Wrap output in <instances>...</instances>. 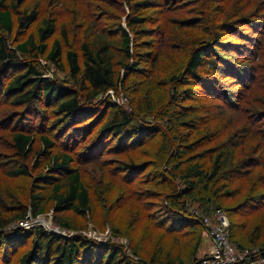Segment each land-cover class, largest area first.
Returning <instances> with one entry per match:
<instances>
[{
  "label": "trees",
  "instance_id": "obj_1",
  "mask_svg": "<svg viewBox=\"0 0 264 264\" xmlns=\"http://www.w3.org/2000/svg\"><path fill=\"white\" fill-rule=\"evenodd\" d=\"M82 1L86 0H71L77 8L67 10L66 14L76 16L81 5V8L84 7L87 10L86 19H91L92 22L94 14L89 13L91 5ZM100 1L109 5L107 0ZM118 1L119 3L112 4V6L115 7L114 10L119 15L102 11V8L96 5L95 8L99 11L96 15L100 17L96 16L97 19L93 24L97 25V20L103 18L120 21L118 17L127 16L126 28L120 22L115 25L117 33L121 36L116 49L118 52L115 53L112 42L104 40L107 36L105 30L97 40L83 41L78 51L70 49L63 52L61 40L55 38L52 44H49L50 38L57 30L58 17L50 19L41 17L38 8L20 12L19 8L25 3V0H0V89L2 92L21 107L35 109L41 106L46 109L53 107L56 115L60 116V121H65L67 124L68 122L77 123L83 119L93 120L100 108H103L100 124L101 134L105 135L104 133L107 132L106 134H112L115 137L122 135L123 140H131L133 136L145 135L146 129H154L152 125L137 129L133 124L132 115L109 99H103L98 105L99 107L93 111H88L86 108V105H89L91 101L96 100L109 90L118 91L120 87L125 88V81L130 77L144 78L142 64L151 58H147L149 54L140 52L137 47L134 49L131 47L132 44L135 46L131 34L135 39L143 35L141 34L144 29L142 26L150 20L146 11L152 7V2L145 0ZM261 2L259 14L254 7L250 4L245 5L243 2L236 4H225L222 0H159L157 2L156 8L159 12H168L171 20L180 25L178 26L179 31L180 28L183 30L191 28L197 32L205 30L208 34L206 40L194 44L186 66L169 80L172 83V88L167 94L172 102H178L176 108L179 112L175 117L180 119L181 125L179 123L178 131H181L180 135L184 142L181 141L176 145L177 139H174L173 145L171 142L167 144L171 139L168 136L165 137L163 145L170 147L166 154V160L169 159L166 162V174L170 176L169 173L172 170L178 171L175 175L183 183V188H173V193L169 194V198L166 199L164 205L167 207L163 213H166V216L171 214L177 221H183L182 215L180 212L174 215L171 211H182L187 200L199 197L206 191H208L206 193H211L210 187L216 180L232 173L233 176L230 177L234 179V174H237L238 171L244 173L245 169H250L252 165L258 163V160H255L253 156L238 163L235 162L239 156L236 149L242 145V142L233 145L234 137L232 135L225 139L220 132L211 131L212 128H209L204 134L202 131L206 122L200 126V129L195 127L203 122L202 119H205L206 115H215L216 118L224 112L231 115L234 113L245 115L249 110L245 107L246 102L261 103L258 97L252 98L258 88L264 89V0ZM123 3L128 13H126ZM191 14L199 16H189ZM206 17L217 18V24L211 26L205 23ZM224 17L227 18L222 21ZM256 18L257 21L253 22ZM198 19H202L200 22L202 28L195 24ZM15 25L18 26L17 30ZM33 26L36 28V34L29 32ZM243 26L247 28L244 29ZM66 30L70 31L67 22L64 24V29L60 31L64 40L67 41ZM249 30L254 31L255 34L262 32L260 37L263 39H256L252 35L243 36ZM14 33L28 34V36L25 41L18 43L15 49L11 50L4 34L10 36ZM245 39L253 42L254 48H256V52H249L248 56L240 49ZM227 49L233 51L234 54H228L230 51ZM17 53L23 58L17 57ZM115 54H120L118 62H116ZM42 55L45 58H42ZM64 55L72 84L46 77L47 70L41 64V60H46L64 72L66 71L63 63ZM25 59L27 61H24ZM130 60L131 62H129ZM156 63L157 59H154L153 67ZM122 69L124 70L123 77L120 73ZM12 71L17 73L11 77L8 84H5V78ZM229 78L243 90L231 91L226 82ZM208 84H212V87L210 90L208 88L204 96H210L212 100H202L199 103H207L204 105L216 107L215 109H220L223 113L211 114L207 112L196 118L195 115H198V112L187 111L190 108L184 107V102L188 104L191 102L193 104L190 105L195 108L194 100H190L192 99L190 97H193L195 93L190 94V91L185 90L184 87L192 86L197 91L204 89ZM197 87L199 89H196ZM239 101H241L240 106L236 105ZM220 103L224 106L219 107ZM106 110H108L107 114ZM41 113V118H45L47 112L43 109ZM227 113L224 116H227ZM262 122H264V110H259L255 116L251 117L250 123L260 124ZM226 125L227 129L231 128L228 124ZM192 132H200L203 136L193 143L188 140ZM261 132L264 141V129ZM202 139H209L210 143L205 146L203 151L198 152L197 147L203 143ZM211 139L215 141L214 144ZM11 140L12 148L18 154L27 156V152L33 149L35 137L32 134H26L24 130H18L12 132ZM39 140L42 150H40V157L35 161V165L42 169L32 182L27 206L18 208L19 213L15 216V222L24 219L29 212L38 216L53 211V216H56L54 221L68 231L74 230V228L71 227L68 220L59 219L60 214L73 213L83 218L89 216L94 224L99 225V213L95 199L81 176L75 156L68 150H57L55 141L47 135L41 134ZM99 143L103 142L99 141ZM65 146L68 145L65 144ZM90 152L89 155L93 153L92 150ZM96 153L91 156H95ZM142 168V165L128 164L125 170L133 171ZM169 168L171 170L168 171ZM5 172L10 178L18 179L30 176L31 170L28 166H15ZM226 178L223 179L225 182L231 181ZM222 189L228 195L232 193L230 183H225ZM220 190L221 188L217 191ZM161 208L163 206L159 207V210ZM240 208L245 209L246 206L242 205ZM217 209L227 212L230 219V238L236 246L264 249V242L254 241L257 235L245 237L234 230L230 215L222 206H215L210 211H204L203 215L210 216ZM199 217V213H191L185 219L199 226L207 237L204 224L197 220ZM11 223H13L12 220L6 218L0 209V254L3 242H23L24 244L31 242L30 250L22 254L14 264H139L130 257L123 243L113 241L99 243L80 234L64 238L39 227L29 230L21 227L10 228ZM114 235L119 234L114 233ZM201 245L202 235L201 243L200 239L196 242V249L198 250ZM200 259H197L194 264L198 263ZM163 264L186 263L182 258H175L164 260Z\"/></svg>",
  "mask_w": 264,
  "mask_h": 264
},
{
  "label": "rangeland",
  "instance_id": "obj_2",
  "mask_svg": "<svg viewBox=\"0 0 264 264\" xmlns=\"http://www.w3.org/2000/svg\"><path fill=\"white\" fill-rule=\"evenodd\" d=\"M145 1L152 2V7L149 11H146L150 20L142 26L144 29L141 34L143 35L135 39L134 35L131 34L135 43V46L132 44L131 47L133 49L137 47L140 52L149 54L147 58L151 57L148 62L142 64L144 78L130 77L125 81V88L120 87L118 91L109 90L96 100L91 101L89 105H86V108L88 111H93L99 107L98 105L103 99H109L132 115L133 124L137 129L149 125H152L154 129H146L145 135L133 136L131 140H123L122 135L115 137V135L106 134L107 132L103 135L100 127L103 108H100L93 120L83 119L77 123L68 122L67 124L65 121H60L61 118L56 115L53 107L48 109L43 106L37 109L21 107L0 89V209L6 218L12 220L13 223L9 227H16L18 221L15 222V216L19 213L18 208L27 206L32 182L42 169V167H36L35 161L40 157L42 144L39 139L40 135L44 134L55 141L57 150H68L75 156L81 176L90 188L98 208L99 225L94 224L89 216L83 218L73 213L60 214L59 219L68 220L71 227L74 228L70 232H85L92 233L93 236H103L101 232L104 231L102 229L110 228L113 236H117V243H123L130 257L139 264H163L164 260L175 258L184 259L186 264H194L197 259H202L210 252L211 246L208 236H205L202 229L185 218L191 213L203 215L204 211H210L215 206H222L228 211L236 232L245 237L257 235L254 241L264 242V141L261 132L264 129V122L260 124L250 123L251 117L255 116L256 112L264 110L263 88H258L252 96L253 99L258 97L262 104L250 102L245 104V102H242L249 109L248 113L245 115L240 113L231 115L227 112L223 113L220 109H215L216 107L204 105L207 103H199L202 100H212V97L204 96L208 88L210 90L212 84H208L204 89L197 91L192 86L184 87L185 90L190 91V94L195 93L193 97H190L192 98L190 100H194L195 108L190 105L193 104L191 102L189 104L184 102V107L190 108L187 111L198 112V115H195L196 118L205 115L207 112L211 114L223 113L217 118L215 115H206L205 119H202L203 122L195 128L200 129V126L206 122L202 131L204 134L209 128H212L211 131L220 132L225 139L232 135L234 137L233 145L242 142V145L236 149L239 156L235 162L238 163L253 156L255 160H258V163H255V161V164L250 169H245L244 173L238 171L237 174H234V179L230 177L233 173L226 175L227 178L219 177L220 179L212 183L211 193H206L208 191L205 190L206 192H203L199 197L187 200L186 206L182 207V211H171L174 215L180 212L183 221H177L171 214L166 216V213H163L167 207L164 204L166 199L169 198V194L173 193V188H183V183L175 175L178 171L172 170L169 173L170 176L166 174V162L169 161V159L166 160V154L170 147L163 145L165 137L168 136L171 139L167 144L171 142L173 145L175 143L174 139H177L176 145L177 143L180 144L181 141L184 142L180 135L181 131H178L179 123L181 125L180 119L175 117L176 113L179 112L176 108L178 102H172L167 94L172 88V83L169 80L186 66L194 44L206 40L208 34L205 30L197 32L191 28L183 30L179 27V31L178 26L180 25L171 20L169 13H161L156 8L159 0ZM261 1L222 0L225 4H236L237 2H243L245 5L250 4L258 14L262 4ZM82 2L91 5L89 13L94 14L92 22L91 19H86L85 13L87 10L84 7L81 8V5L76 16L66 14L67 10L77 8L71 0H25L19 10L23 12L26 9L38 8L41 17L49 19L58 17L57 30L50 38L49 44L51 45L55 38L61 40L63 52L70 49L78 51L83 41L97 40L105 30L107 36L104 40L109 43L112 42L115 53H117L118 50L116 49L121 36L117 33L115 25L120 22L126 28L127 16L118 17L120 21L103 18L97 20V25L93 24L100 17L96 15L99 12L95 8L96 5L101 7L102 11L119 15L114 10L115 7L112 6V4H117L119 1L107 0L109 5L100 0ZM123 7L126 9L124 3ZM126 13H128L127 9ZM96 16L98 17L96 18ZM189 16L199 15L191 14ZM226 18L224 17L222 21ZM201 20L198 19L195 23L200 28H202ZM217 20L215 17H206L204 22L215 26ZM255 21H257V18L253 20V22ZM65 22H67V27L70 29V31L66 30L67 41L64 40L60 32L64 29ZM243 28L246 29L247 27L243 26ZM15 29H18L17 25H15ZM29 32L36 34L35 26L31 27ZM260 34L262 32L255 34L254 31L249 30L243 36L252 35L256 39H261ZM4 35L11 50L15 49L18 43L25 41L28 36V34L21 33H14L10 36ZM254 46L253 42L245 39L240 49L248 56L250 55L249 52H256ZM227 50L230 51L228 54L233 53V51ZM16 56L22 57L19 53ZM41 57L45 58L44 55ZM115 58L118 62L120 54H115ZM154 59H157V63L153 67ZM24 61H27V59ZM63 63L66 67L64 72L52 63L41 60L42 66L47 70L46 77L72 84L65 55ZM16 73L14 71L9 72L4 83L8 84L11 77H14ZM120 73L123 77L124 70L122 69ZM231 80L229 78L226 81L231 91L243 90ZM200 104L202 105L200 106ZM236 105L240 106L241 101ZM221 106H224V104L220 103L219 107ZM43 109L47 112L45 118H41ZM105 113L107 114L108 110ZM225 113H227V116H224ZM226 124L231 128L227 129ZM18 130H24L26 134H32L35 137L33 149L27 152V156L18 154L12 148L11 134ZM142 133L144 134V131ZM201 136L203 135L200 132H192L188 140L194 143ZM208 140L202 139L203 143H200L197 147L198 152L206 148L205 146L210 143ZM211 140L214 144L215 141ZM99 141L103 143H99ZM65 144L68 146H65ZM96 145L97 148H95ZM91 150L93 153L97 152L93 156L94 158L91 156L93 153L89 155ZM128 164L142 165L143 168L141 170L126 171V165ZM15 166H28L31 170L30 176L18 179L10 178L5 171ZM169 170L171 169L169 168ZM225 178L231 179V181L225 182L223 180ZM228 182L232 192L229 195L223 192L222 189L225 183L229 184ZM219 188L221 190L217 191ZM242 205L246 208L241 209L240 206ZM161 206L163 208L159 210ZM49 214L50 212L46 215L48 220H50ZM54 218L56 220V216ZM52 224H54V221ZM114 233L119 235L115 236ZM201 235L202 245L197 250L195 245L199 239L201 243ZM30 248V241L26 244L23 242H3L0 254L1 264H14Z\"/></svg>",
  "mask_w": 264,
  "mask_h": 264
},
{
  "label": "built area",
  "instance_id": "obj_3",
  "mask_svg": "<svg viewBox=\"0 0 264 264\" xmlns=\"http://www.w3.org/2000/svg\"><path fill=\"white\" fill-rule=\"evenodd\" d=\"M47 214L34 216L29 212L26 217L17 222L16 227L23 229H31L35 227H42L49 233L57 234L64 238H70L76 234L83 235L89 239L104 243L108 241L118 242L113 236L110 228H107L103 236H93L92 233L85 232H70L67 229L57 225L54 221L53 211L50 212V220L46 218ZM200 215L197 218L204 224L206 235L209 238L211 250L196 264H264V249L260 247L255 248H239L230 238V219L226 211L217 209L212 215ZM54 221V224L52 222ZM98 232V231H95Z\"/></svg>",
  "mask_w": 264,
  "mask_h": 264
}]
</instances>
